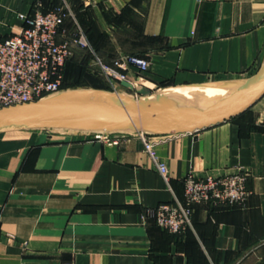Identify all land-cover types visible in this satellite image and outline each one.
<instances>
[{
	"label": "crops",
	"instance_id": "1",
	"mask_svg": "<svg viewBox=\"0 0 264 264\" xmlns=\"http://www.w3.org/2000/svg\"><path fill=\"white\" fill-rule=\"evenodd\" d=\"M34 1L42 8L52 0H0V40L18 31V14ZM60 1L72 12L64 28L103 35L95 54L105 63L124 54L150 64L136 87L99 75L101 89L143 94L145 84L234 81L264 65V0ZM85 61L89 69L92 57ZM87 134H0V264H264V97L243 119L147 136L168 182L137 134H117L116 143ZM242 170L250 194L241 209L196 205L191 227L177 235L145 214L182 201L187 174Z\"/></svg>",
	"mask_w": 264,
	"mask_h": 264
},
{
	"label": "built area",
	"instance_id": "2",
	"mask_svg": "<svg viewBox=\"0 0 264 264\" xmlns=\"http://www.w3.org/2000/svg\"><path fill=\"white\" fill-rule=\"evenodd\" d=\"M72 12L66 3L46 12L39 2L32 4L28 14H18L22 26L11 37L0 40V108L27 103L61 91L67 62L92 57L89 70L104 76L109 82H128L134 87L149 69V62L139 56L121 54L110 64L99 58L90 46L85 33L76 24L64 28ZM135 70L133 81L128 72ZM146 85V84H145ZM136 89V88H135ZM112 133H88L102 142L116 143ZM145 151L156 163L158 173L168 182L164 162L154 152L155 142L146 134H137ZM248 172L245 170L224 175L196 177L187 174L181 178L183 200L147 208L145 214L156 226L170 234H179L191 227V215L196 205L207 204L226 208H243L249 191L246 189Z\"/></svg>",
	"mask_w": 264,
	"mask_h": 264
},
{
	"label": "water",
	"instance_id": "3",
	"mask_svg": "<svg viewBox=\"0 0 264 264\" xmlns=\"http://www.w3.org/2000/svg\"><path fill=\"white\" fill-rule=\"evenodd\" d=\"M131 89L127 82L121 83ZM142 96L101 88H71L0 108V134L29 130L146 135L193 134L230 121L264 97V65L234 81L183 84ZM68 132V131H67Z\"/></svg>",
	"mask_w": 264,
	"mask_h": 264
},
{
	"label": "trees",
	"instance_id": "4",
	"mask_svg": "<svg viewBox=\"0 0 264 264\" xmlns=\"http://www.w3.org/2000/svg\"><path fill=\"white\" fill-rule=\"evenodd\" d=\"M34 3H36V1H34L33 4ZM60 4H61L60 0H52L48 7H42V11L46 12L54 7L59 6ZM83 32L85 33L86 38L90 46L94 50V52H97L98 43H100V40L103 38V35L98 34L96 31H94L92 28L90 29L89 27L87 29H84ZM85 58L81 61H76L72 59L69 62H67L64 73V82L61 89L82 87L87 85L93 86L94 88H98L97 83L94 81L100 79L96 77L94 73H90V70L86 66ZM89 77H91L90 80L87 79ZM248 114H249V109L231 120L243 119ZM173 235H177V234H173Z\"/></svg>",
	"mask_w": 264,
	"mask_h": 264
},
{
	"label": "rangeland",
	"instance_id": "5",
	"mask_svg": "<svg viewBox=\"0 0 264 264\" xmlns=\"http://www.w3.org/2000/svg\"><path fill=\"white\" fill-rule=\"evenodd\" d=\"M92 73V72H90ZM96 77H100L98 73H94ZM110 83H113V82H110ZM109 86V84H107V87ZM73 88H80V87H73ZM108 88H111L110 86ZM115 89H117L118 91H121V92H126V93H129V94H132L134 96H142L143 94H140L137 92L138 91H142V89H135V90H127V89H122V88H118L117 86L114 87ZM65 89H71V88H65ZM65 89H62V90H65ZM144 91V90H143Z\"/></svg>",
	"mask_w": 264,
	"mask_h": 264
},
{
	"label": "bare ground",
	"instance_id": "6",
	"mask_svg": "<svg viewBox=\"0 0 264 264\" xmlns=\"http://www.w3.org/2000/svg\"><path fill=\"white\" fill-rule=\"evenodd\" d=\"M142 82V81H139ZM131 85V84H130ZM68 131V132H67ZM61 132H65V131H61ZM66 133H71V130H66Z\"/></svg>",
	"mask_w": 264,
	"mask_h": 264
}]
</instances>
